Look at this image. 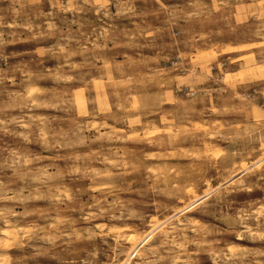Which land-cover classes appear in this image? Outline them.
<instances>
[{"label": "rangeland", "instance_id": "1", "mask_svg": "<svg viewBox=\"0 0 264 264\" xmlns=\"http://www.w3.org/2000/svg\"><path fill=\"white\" fill-rule=\"evenodd\" d=\"M0 264H264V0H0Z\"/></svg>", "mask_w": 264, "mask_h": 264}, {"label": "bare ground", "instance_id": "2", "mask_svg": "<svg viewBox=\"0 0 264 264\" xmlns=\"http://www.w3.org/2000/svg\"><path fill=\"white\" fill-rule=\"evenodd\" d=\"M9 233V232H8Z\"/></svg>", "mask_w": 264, "mask_h": 264}]
</instances>
